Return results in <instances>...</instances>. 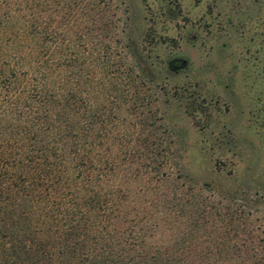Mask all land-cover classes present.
I'll return each mask as SVG.
<instances>
[{
    "label": "rangeland",
    "instance_id": "374dc122",
    "mask_svg": "<svg viewBox=\"0 0 264 264\" xmlns=\"http://www.w3.org/2000/svg\"><path fill=\"white\" fill-rule=\"evenodd\" d=\"M33 18L55 36L38 59L29 54L39 43L24 39ZM65 51L74 61L53 66L45 85L73 93L76 138L94 120L92 173L115 162L101 182L130 201L118 204L113 225H144V250L176 255L172 264H264V0H0V66L18 78L11 98ZM121 60L123 81L112 71ZM112 81L122 83L117 98ZM32 119L0 97V143ZM57 126L33 124L71 176L70 138ZM48 207L30 213L38 236L49 234Z\"/></svg>",
    "mask_w": 264,
    "mask_h": 264
},
{
    "label": "trees",
    "instance_id": "16d2710c",
    "mask_svg": "<svg viewBox=\"0 0 264 264\" xmlns=\"http://www.w3.org/2000/svg\"><path fill=\"white\" fill-rule=\"evenodd\" d=\"M29 23L30 28L25 30L24 39L28 43L30 40L39 43L29 54L31 59H38V55L43 52L44 55L50 53V43L55 36L44 30L46 27L37 30L34 18ZM15 36L14 32L13 37ZM59 51L62 52V49ZM105 52L107 50L102 51L103 55L99 56H102L103 63L108 60L103 57H108ZM74 53L65 51L61 53L62 62L58 58L52 65H44L46 69L40 72L38 78H33L24 85L23 95L16 93L12 98L9 94L11 90L18 88L17 75L12 68L5 70L0 66V97L4 101L10 100L13 106L18 103L24 105V109L33 117V121L30 120V124L24 125L22 131L20 130L21 136H8L0 143V264H169L168 262L177 259L176 255L168 256L158 248L151 253L144 250L140 235L144 225L138 229L133 224L124 225L123 228L113 225L114 218H119L118 204L121 200L127 203L130 201L129 191H120V185L111 184L107 187L102 184L107 180L102 181L106 177L101 175L113 172L115 162L110 159L109 165L96 167V172L92 173L86 153L88 148L85 145L90 143V139L86 138L88 123L94 120L87 121V125L85 123V127H82V136L76 138L72 126L78 122L72 121L68 113L69 100L74 96L73 93L70 89L53 93L45 85L44 77L53 70V66L68 64L70 59L74 61ZM98 59L97 57V62ZM81 62L78 64L80 69L84 67ZM42 63L44 64L43 60ZM122 63V60L116 63L112 70L116 71V78L121 75L118 69ZM131 69L129 67L128 71ZM128 71L124 77L130 79L132 77ZM121 77V81L126 79L122 75ZM121 85L119 81H112L111 88L116 98L124 91ZM80 99L83 100V97ZM72 101V107H76L74 104L77 100L74 98ZM83 113L81 111V117ZM53 121L59 127L63 126V129L57 126L54 133L59 136L63 132L70 138L68 150L73 158L74 171L71 176L65 169L62 172L63 169L55 166L58 158L54 156L57 153L50 149L57 147V144L47 146L43 138L46 133L38 137L39 130L33 127V124L40 122L44 123L46 129H50ZM16 131L19 130L15 129L10 133ZM57 138L53 137V141H58ZM47 139L50 140V137ZM27 141H30V146L22 150L21 147ZM50 155L56 160H50ZM39 202L49 204L48 219L52 221L45 226L49 234L43 236H38L39 231L36 228L30 229L32 223L36 224V220L30 223L29 216L34 213L33 206ZM93 218H98L99 224L91 222ZM30 230L37 233L33 235Z\"/></svg>",
    "mask_w": 264,
    "mask_h": 264
},
{
    "label": "flooded vegetation",
    "instance_id": "af4514ba",
    "mask_svg": "<svg viewBox=\"0 0 264 264\" xmlns=\"http://www.w3.org/2000/svg\"><path fill=\"white\" fill-rule=\"evenodd\" d=\"M175 60H173V63H174ZM175 64V63H174Z\"/></svg>",
    "mask_w": 264,
    "mask_h": 264
}]
</instances>
